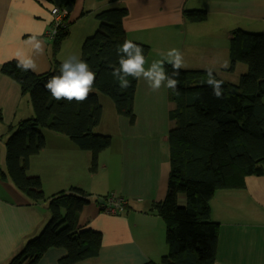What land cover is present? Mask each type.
<instances>
[{"label": "crops", "instance_id": "1", "mask_svg": "<svg viewBox=\"0 0 264 264\" xmlns=\"http://www.w3.org/2000/svg\"><path fill=\"white\" fill-rule=\"evenodd\" d=\"M0 0V167H5L8 127L31 118L34 110L20 84L2 72L4 63L16 60L18 50L31 56L34 73L52 70L54 39L47 36L54 6L66 8L68 35L62 42L58 60L70 55L81 58L82 47L91 32L79 41L76 23L112 7L128 8L124 28L128 39L149 46V66L160 53L172 48L184 55L186 70L213 67L221 79L236 84L247 72L238 62L230 70L229 38L235 29L264 33V0ZM206 12L203 21H189L185 12ZM97 28L93 26V28ZM73 28V29H72ZM43 44L34 50L25 42L31 36ZM227 62L228 67H223ZM101 103V102H100ZM103 107V105H102ZM112 109L111 106H107ZM134 120L116 111L105 113L97 133L112 137L111 146L102 152L96 173L90 170L91 153L80 149L66 135L44 130V149L30 159L29 175L42 179L47 197L72 187L90 195V203L80 212L79 229L102 233L98 257L78 264H161L168 253L166 224L152 209L169 192L171 171L169 134L174 122L169 111L174 104L168 88L158 92L147 82L137 80L133 100ZM2 144L5 146L3 154ZM127 199V207L118 214L101 209L100 198L107 194ZM183 199V200H181ZM185 195L180 194L181 204ZM211 219L220 224L214 264H264V175L246 177L244 188L216 191L210 201ZM50 219L47 202L32 204L10 182L0 178V264H8L25 243L37 236ZM67 254L63 247L50 248L37 264H60Z\"/></svg>", "mask_w": 264, "mask_h": 264}, {"label": "trees", "instance_id": "2", "mask_svg": "<svg viewBox=\"0 0 264 264\" xmlns=\"http://www.w3.org/2000/svg\"><path fill=\"white\" fill-rule=\"evenodd\" d=\"M128 13L126 7L97 13L99 28L82 47L81 58L96 72L93 89L108 95L116 112L133 121L137 79L129 77L130 86L121 89L111 75L113 66H118L117 47L128 39L124 28ZM185 16L189 21H203L206 12L186 11ZM66 20L67 16L53 42L52 70L25 72L17 67L16 60L2 66V72L16 80L22 94L29 97L34 115L9 125L0 178L10 182L30 203L47 202L50 212L44 229L8 264H37L53 247L67 250L60 264H78L98 257L102 246L101 232L78 227L80 212L91 201L85 190L72 187L47 197L40 176L28 174L31 157L45 147L44 130L66 135L80 149L89 151L92 173L98 171L100 156L112 143L110 135L96 132L103 115L96 93H90L82 103L57 101L45 87L61 64L57 56L69 32ZM229 42V69L238 62L248 69L236 84L222 79L223 98L213 96V89L206 83V70L182 68L177 90L168 89L174 104L169 111L174 122L169 134V192L163 201L152 205L166 224L168 253L161 264H214L220 224L211 219L210 201L219 189L244 188L247 176L264 175V33L235 29ZM137 44L147 57L149 46ZM166 69L172 72L170 65ZM180 194L185 195L184 204Z\"/></svg>", "mask_w": 264, "mask_h": 264}, {"label": "clouds", "instance_id": "3", "mask_svg": "<svg viewBox=\"0 0 264 264\" xmlns=\"http://www.w3.org/2000/svg\"><path fill=\"white\" fill-rule=\"evenodd\" d=\"M39 35L42 33L31 36L25 43L31 45L34 50L42 52L43 44L38 38ZM117 56L118 66H113L111 75L121 89H127L130 86L129 77H132L137 80L143 78L153 92H158L162 87L173 91L177 90L179 83L177 78L181 69L185 67L184 55L179 49L172 48L166 53H160V59L153 60L149 66L145 67L148 61L143 47L126 39L117 47ZM15 59L17 67L22 71L36 70L34 60L22 49L18 50ZM166 65L171 66V73L167 71ZM223 67H228L227 62ZM214 72L213 67L206 68V83L213 89V96L223 98L224 81L217 79ZM95 80L96 72L89 63L77 55H70L61 62L58 72L46 81L45 87L51 93L52 98L57 101L67 100L68 102L82 103L92 92Z\"/></svg>", "mask_w": 264, "mask_h": 264}, {"label": "built area", "instance_id": "4", "mask_svg": "<svg viewBox=\"0 0 264 264\" xmlns=\"http://www.w3.org/2000/svg\"><path fill=\"white\" fill-rule=\"evenodd\" d=\"M50 13L52 18L47 31V36L50 39H55L59 30L65 26V19L68 11L66 8L54 6ZM99 202L101 209L110 214L121 213L128 205L125 197L115 195L114 193L109 194L105 198H100Z\"/></svg>", "mask_w": 264, "mask_h": 264}, {"label": "rangeland", "instance_id": "5", "mask_svg": "<svg viewBox=\"0 0 264 264\" xmlns=\"http://www.w3.org/2000/svg\"><path fill=\"white\" fill-rule=\"evenodd\" d=\"M96 23H97V28L95 27L92 29L93 26H96ZM99 25H100V21L93 16H91L86 22L82 21L81 23H76V27L74 28V30L80 29L81 33H79V35H77L78 37H75V40L79 41L81 38H84V36L87 35V33H90V31H93V32H91V35L93 37L95 31L99 28ZM239 80H238V82H239ZM91 93H96L99 96L101 105H103L106 114L112 113V111L113 112L116 111L114 102L108 95L102 94V93H100L94 89L92 90ZM108 105L112 107L111 110L109 107H107ZM2 150H3V154H4L5 153V146L3 144H2ZM108 195L109 194L104 195L101 198H105ZM181 200H183V199H181Z\"/></svg>", "mask_w": 264, "mask_h": 264}, {"label": "water", "instance_id": "6", "mask_svg": "<svg viewBox=\"0 0 264 264\" xmlns=\"http://www.w3.org/2000/svg\"><path fill=\"white\" fill-rule=\"evenodd\" d=\"M71 10H72V3L69 4V6H68V11H71Z\"/></svg>", "mask_w": 264, "mask_h": 264}]
</instances>
